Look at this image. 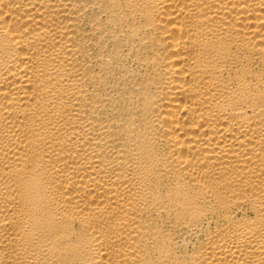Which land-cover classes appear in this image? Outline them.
<instances>
[{"label": "bare ground", "instance_id": "6f19581e", "mask_svg": "<svg viewBox=\"0 0 264 264\" xmlns=\"http://www.w3.org/2000/svg\"><path fill=\"white\" fill-rule=\"evenodd\" d=\"M0 264H264V0H0Z\"/></svg>", "mask_w": 264, "mask_h": 264}]
</instances>
